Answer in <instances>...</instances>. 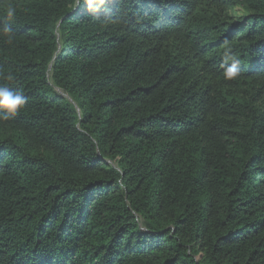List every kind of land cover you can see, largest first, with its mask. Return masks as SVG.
Wrapping results in <instances>:
<instances>
[{
	"label": "trees",
	"instance_id": "obj_1",
	"mask_svg": "<svg viewBox=\"0 0 264 264\" xmlns=\"http://www.w3.org/2000/svg\"><path fill=\"white\" fill-rule=\"evenodd\" d=\"M5 2L0 264H264V0Z\"/></svg>",
	"mask_w": 264,
	"mask_h": 264
},
{
	"label": "clouds",
	"instance_id": "obj_2",
	"mask_svg": "<svg viewBox=\"0 0 264 264\" xmlns=\"http://www.w3.org/2000/svg\"><path fill=\"white\" fill-rule=\"evenodd\" d=\"M111 0H75L73 8L83 4L87 13L92 17L103 14L101 22L109 27L124 25L127 21L123 16L113 15L108 7ZM17 8L12 3L0 0V43L13 46L16 41L15 22ZM223 77L226 80H235L240 74L239 61L230 47H225L222 53ZM13 79L11 75L7 77ZM27 104V97L22 90H13L8 84L0 83V123L14 120Z\"/></svg>",
	"mask_w": 264,
	"mask_h": 264
},
{
	"label": "rangeland",
	"instance_id": "obj_3",
	"mask_svg": "<svg viewBox=\"0 0 264 264\" xmlns=\"http://www.w3.org/2000/svg\"><path fill=\"white\" fill-rule=\"evenodd\" d=\"M56 92H57L58 94H60V95L64 96V97H66V94H65V93H63L62 91H60V90H56Z\"/></svg>",
	"mask_w": 264,
	"mask_h": 264
},
{
	"label": "bare ground",
	"instance_id": "obj_4",
	"mask_svg": "<svg viewBox=\"0 0 264 264\" xmlns=\"http://www.w3.org/2000/svg\"><path fill=\"white\" fill-rule=\"evenodd\" d=\"M51 67V66H50ZM51 76V75H50Z\"/></svg>",
	"mask_w": 264,
	"mask_h": 264
}]
</instances>
